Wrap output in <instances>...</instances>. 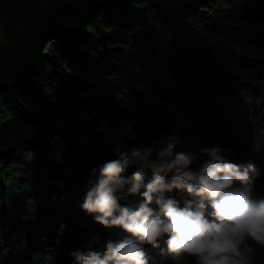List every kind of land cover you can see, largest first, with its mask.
<instances>
[{
    "label": "trees",
    "instance_id": "obj_1",
    "mask_svg": "<svg viewBox=\"0 0 264 264\" xmlns=\"http://www.w3.org/2000/svg\"><path fill=\"white\" fill-rule=\"evenodd\" d=\"M173 128L193 170L200 148L264 147V0H0V264H72L93 235L101 254L135 239L80 205L105 161L129 160L130 177ZM130 187L114 195L135 208ZM166 239L144 244L148 264L172 263Z\"/></svg>",
    "mask_w": 264,
    "mask_h": 264
},
{
    "label": "clouds",
    "instance_id": "obj_2",
    "mask_svg": "<svg viewBox=\"0 0 264 264\" xmlns=\"http://www.w3.org/2000/svg\"><path fill=\"white\" fill-rule=\"evenodd\" d=\"M178 135L179 129L173 128L152 147L137 152L138 167L130 177L122 175L132 166L129 160H108L100 167L80 207L86 214H95L97 224L119 227L135 239L108 242L101 254L92 250V244L100 242L99 236L93 235L86 246L87 254L81 250L71 253L72 264H148L144 244L158 247L165 234L166 251L173 264H180L185 257L193 258L195 264H252L255 250L248 242L264 247V195L254 186L261 175L259 167L234 162L225 154L228 149L213 146L198 150L208 159L193 170L190 165L199 155L174 152L181 143ZM115 151L119 153L120 148ZM149 172L152 178L145 183ZM169 174L171 179L166 181ZM126 183L131 184L128 193L142 197L135 208L121 206L114 195ZM173 189H182L194 199L179 207L177 200L163 195ZM153 203L158 211L150 207ZM208 208L211 210L206 215Z\"/></svg>",
    "mask_w": 264,
    "mask_h": 264
},
{
    "label": "rangeland",
    "instance_id": "obj_3",
    "mask_svg": "<svg viewBox=\"0 0 264 264\" xmlns=\"http://www.w3.org/2000/svg\"><path fill=\"white\" fill-rule=\"evenodd\" d=\"M252 137V135L249 136L247 140L243 141L241 146L236 147L234 145H226L221 147V149H228V158L234 162L240 163V156H242L243 159L241 161L245 166L254 163L259 167L261 175L255 179L254 186L257 193L264 195V184H260V180L264 177V147H261L259 152L255 153L250 145ZM171 264H173V262ZM180 264H195V260L193 258L185 257Z\"/></svg>",
    "mask_w": 264,
    "mask_h": 264
}]
</instances>
